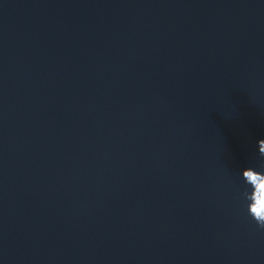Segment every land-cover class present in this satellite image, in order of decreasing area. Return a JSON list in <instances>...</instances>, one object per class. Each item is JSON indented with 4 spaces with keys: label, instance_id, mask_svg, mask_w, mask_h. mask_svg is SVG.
<instances>
[{
    "label": "water",
    "instance_id": "water-1",
    "mask_svg": "<svg viewBox=\"0 0 264 264\" xmlns=\"http://www.w3.org/2000/svg\"><path fill=\"white\" fill-rule=\"evenodd\" d=\"M264 0H0V264H264Z\"/></svg>",
    "mask_w": 264,
    "mask_h": 264
},
{
    "label": "clouds",
    "instance_id": "clouds-1",
    "mask_svg": "<svg viewBox=\"0 0 264 264\" xmlns=\"http://www.w3.org/2000/svg\"><path fill=\"white\" fill-rule=\"evenodd\" d=\"M257 144L259 154L264 156V139L258 140ZM260 167L264 168V161H261ZM241 175L245 183L251 188L250 192L243 194L245 199L249 201L247 213L256 222L258 228L264 229V209L260 206L262 197H264V188L261 187V184L264 183V173L247 167L242 170Z\"/></svg>",
    "mask_w": 264,
    "mask_h": 264
},
{
    "label": "snow or ice",
    "instance_id": "snow-or-ice-1",
    "mask_svg": "<svg viewBox=\"0 0 264 264\" xmlns=\"http://www.w3.org/2000/svg\"><path fill=\"white\" fill-rule=\"evenodd\" d=\"M261 187L264 188V183L261 184ZM260 206L262 209H264V197H262Z\"/></svg>",
    "mask_w": 264,
    "mask_h": 264
}]
</instances>
